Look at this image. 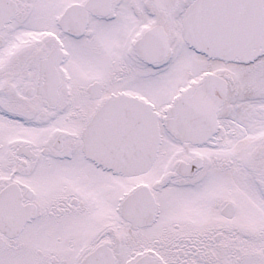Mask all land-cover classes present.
<instances>
[{
    "label": "snow or ice",
    "instance_id": "1",
    "mask_svg": "<svg viewBox=\"0 0 264 264\" xmlns=\"http://www.w3.org/2000/svg\"><path fill=\"white\" fill-rule=\"evenodd\" d=\"M0 264H264V0H0Z\"/></svg>",
    "mask_w": 264,
    "mask_h": 264
}]
</instances>
